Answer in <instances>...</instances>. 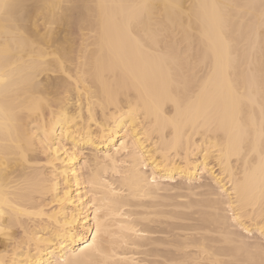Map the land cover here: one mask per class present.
I'll list each match as a JSON object with an SVG mask.
<instances>
[{
	"label": "bare ground",
	"instance_id": "6f19581e",
	"mask_svg": "<svg viewBox=\"0 0 264 264\" xmlns=\"http://www.w3.org/2000/svg\"><path fill=\"white\" fill-rule=\"evenodd\" d=\"M0 264H264V0H0Z\"/></svg>",
	"mask_w": 264,
	"mask_h": 264
},
{
	"label": "rangeland",
	"instance_id": "374dc122",
	"mask_svg": "<svg viewBox=\"0 0 264 264\" xmlns=\"http://www.w3.org/2000/svg\"><path fill=\"white\" fill-rule=\"evenodd\" d=\"M43 29L45 30L44 27H42V30H43ZM77 32H78V31H77L76 28H75V29H74V37H75V38H74V37H73V38L76 39V40H75L76 42L78 41V39H77L76 36H79V35H78L79 32H78V33H77ZM75 34H76V35H75ZM183 191H184V190H183ZM175 193H178L179 195H180L181 193H183L182 195H184L185 191L182 192V190L180 189L178 192H177V191L174 192V193H173V196L176 195ZM180 196H181V195H180ZM174 197H177V196H174ZM178 197H179V196H178Z\"/></svg>",
	"mask_w": 264,
	"mask_h": 264
}]
</instances>
